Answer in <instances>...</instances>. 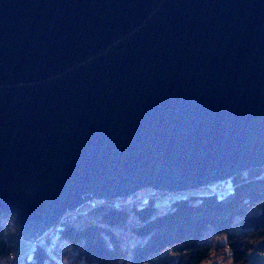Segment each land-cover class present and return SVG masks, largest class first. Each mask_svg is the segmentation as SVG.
<instances>
[{"label":"water","instance_id":"1","mask_svg":"<svg viewBox=\"0 0 264 264\" xmlns=\"http://www.w3.org/2000/svg\"><path fill=\"white\" fill-rule=\"evenodd\" d=\"M261 166L264 0H0V217L27 241Z\"/></svg>","mask_w":264,"mask_h":264},{"label":"trees","instance_id":"2","mask_svg":"<svg viewBox=\"0 0 264 264\" xmlns=\"http://www.w3.org/2000/svg\"><path fill=\"white\" fill-rule=\"evenodd\" d=\"M230 181L226 193L207 194L210 187L184 192L169 199L164 211L157 208L156 197L168 191L151 189L147 199L120 207L113 206L114 200H98L58 222L51 236L52 228L44 233L32 258L20 264H53L57 258H69L70 264H202L212 253L220 257L226 252L230 264L250 263L249 254L264 239V166ZM15 217H0V264L10 263L21 241L13 244L2 227L3 219L13 222ZM234 225L240 231L233 232ZM13 226L17 231V223Z\"/></svg>","mask_w":264,"mask_h":264},{"label":"rangeland","instance_id":"3","mask_svg":"<svg viewBox=\"0 0 264 264\" xmlns=\"http://www.w3.org/2000/svg\"><path fill=\"white\" fill-rule=\"evenodd\" d=\"M222 184H224V185H226V186H230V184H231V181L230 180H223V181H220ZM216 183H212V184H210L209 186H207V187H198V189H193V190H188V191H198V190H206V188H209V187H212V186H214ZM149 190H151V189H145V190H143V191H141V192H139V196L140 197H145V196H147L148 194H151V191H149ZM173 193V192H172ZM138 196V197H139ZM168 197V195L166 194L165 196H157L156 197V206H157V208L158 209H160V210H162V211H164V210H166L167 209V207L169 206V204H170V200H169V198H167ZM87 206V205H86ZM234 228L232 229V231L233 232H238V231H240V227H238L237 225H234L233 226ZM212 230H210L209 232H211ZM119 232V231H118ZM121 232V231H120ZM119 232V233H120ZM121 234V236H123V234H122V232L120 233ZM208 238V237H207ZM222 241H225V238L223 237L222 238ZM21 244H20V246H19V250H17L16 251V253L13 255V257L12 258H15L16 260H21V262H25V261H27V260H30L32 257V250H33V248H34V245H36L37 243H36V240L35 239H32V240H30V241H27L26 239H24V238H22L21 239ZM22 244H26V245H30V247H31V249H30V251L29 252H27V253H25V254H23V255H21L20 257H19V252H21V249H22V247H21V245ZM264 239L263 240H261L260 242H258L257 243V246H256V249H254V251H252L250 254H249V256L251 255V254H254L255 253V255H257L255 258H256V261L258 262V264H264V253H263V249H264ZM48 247H49V249H51V246H50V244L48 245ZM259 247H262L261 249H259ZM53 253V251H50V255L52 256V257H55V254H52ZM227 252L225 253V254H223L222 256H220V257H214L215 255L212 253V259L211 260H209V261H206V262H204V263H202V264H230V259H228V256H227ZM57 261H55L53 264H70L69 263V258H63V259H59V258H57L56 259ZM1 263V262H0ZM49 263H51V261L49 262ZM2 264H5V263H2Z\"/></svg>","mask_w":264,"mask_h":264},{"label":"built area","instance_id":"4","mask_svg":"<svg viewBox=\"0 0 264 264\" xmlns=\"http://www.w3.org/2000/svg\"><path fill=\"white\" fill-rule=\"evenodd\" d=\"M231 188H232L231 185L230 186H226V185L222 184L221 182H219V183H216L214 186L210 187L207 190V194L226 193V192L230 191ZM139 192H141V191H139ZM139 192H136V193H134L133 195H131L129 197H125L124 199L123 198H115V199H113L114 200L113 206H117V207L124 206V204L133 203V202H135V200H145L149 196H151V194H148L145 197H140L139 196ZM183 194H184V192H177V193H169L168 192L167 193V195H168L167 198H169V199H171V198H177V197L182 196ZM97 201L98 200H96V199H92L91 201H88V203L86 204L87 206L86 205H83L81 208H78L76 210H71V211L66 212V214H64L61 217L60 221L63 220V219H72V218H74L75 215H76V211L82 209L81 212L82 211L85 212L86 211V208H84V207H92V206H95L96 203H97ZM2 221H3L2 222V227H4V229H5V234H6L7 239L9 237H12V239H13L12 243L13 244L19 242L20 239L23 238V236L20 234L21 227L18 225L16 217H15V219H13V222H11L9 219H3ZM14 222L17 223V225L19 226L18 229H17V231L15 230V227L13 226ZM52 229H54V228H52ZM52 229H51V231L49 230L50 231V233L48 234L49 236H51L56 231L55 229L54 230H52ZM15 233L18 234L19 238L13 236V234H15ZM9 264H20V263L18 261H15V260L11 259ZM246 264H250V263H246Z\"/></svg>","mask_w":264,"mask_h":264},{"label":"crops","instance_id":"5","mask_svg":"<svg viewBox=\"0 0 264 264\" xmlns=\"http://www.w3.org/2000/svg\"><path fill=\"white\" fill-rule=\"evenodd\" d=\"M20 244H21V242H19V244H18V246H17V247H18V250L20 249V248H19ZM263 246H264V245H263ZM21 247H22V249H21V252H19V253H20V254H19V257H20L21 255H23V254L29 252L30 249H31L30 245H26V244H22ZM261 248H262V247H261ZM256 256H257V255H255V253H254V254H251V255L249 256V258H250V263H251V264H258V262L256 261V258H255ZM13 260L18 261L19 263L21 262V260L19 261V260H16L15 258H13Z\"/></svg>","mask_w":264,"mask_h":264}]
</instances>
